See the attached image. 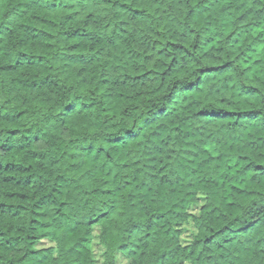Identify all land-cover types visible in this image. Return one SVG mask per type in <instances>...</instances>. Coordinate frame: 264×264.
Wrapping results in <instances>:
<instances>
[{"label":"clouds","instance_id":"obj_1","mask_svg":"<svg viewBox=\"0 0 264 264\" xmlns=\"http://www.w3.org/2000/svg\"><path fill=\"white\" fill-rule=\"evenodd\" d=\"M8 162L0 264H264V0L0 5Z\"/></svg>","mask_w":264,"mask_h":264},{"label":"trees","instance_id":"obj_2","mask_svg":"<svg viewBox=\"0 0 264 264\" xmlns=\"http://www.w3.org/2000/svg\"><path fill=\"white\" fill-rule=\"evenodd\" d=\"M9 0H0V5L6 4L8 3ZM13 3H23V0H12ZM66 14L71 16L73 15V13L70 10L66 11ZM79 19V17L77 18ZM40 31L44 32V36L50 37L51 33L44 31V29H41ZM211 46V45H210ZM72 49V55L76 56V55H80V50L77 49L75 47V45H71L70 46ZM40 49L37 48L36 51H39ZM159 54V53H158ZM148 55H151V53L149 52ZM38 59L43 60L45 59V57H38ZM254 63H256L254 61ZM4 68L11 70L12 66L11 65H4ZM211 67H222V65H211ZM137 78V77H134ZM144 90H147L146 88ZM141 99H147V97H137V101L141 100ZM192 138H189L188 141H186V144H188L191 141ZM171 151H175V149H171ZM185 153L189 152V149L186 147L184 149ZM203 152L204 153H209L212 157L213 160H215L217 158V153L215 151H210V149L208 148V146H205L203 148ZM207 156H204L203 159H207ZM251 157H242L241 159L243 160H247L250 159ZM166 159V157H165ZM9 163H5L4 165L0 166V168L3 169V171L6 173L3 176V182L5 185L10 186L13 189H18L19 187H21V182H20V178H18V176L16 175V173L19 171L20 166L19 165H12L11 167H9ZM229 167L231 168V165H229ZM245 167H247V165L245 164ZM260 168H264V163H255V166L252 170V173H256ZM195 172V170H194ZM252 173H250L249 175H252ZM14 182V183H13ZM233 189H235L237 191V194L239 195L240 193H244L245 191L249 192V193H253V192H257L260 191L261 188H264V180L260 181L259 183L253 181L251 183H249L247 186H237L235 184L232 185ZM186 196H190L191 195V189H189V191L187 193H185ZM7 196L9 199H24L25 198V193L20 192V191H10L7 193ZM181 199H183V197H180ZM204 197H196L197 202L199 203L201 200H203ZM254 199V197L252 195H248V196H244L241 197V204L243 205L244 203H246L248 200ZM219 202V200L217 201ZM231 204V201H225V206L222 207L220 209V212L222 215H231L232 217H235L237 215V209L236 208H232L229 205ZM4 205L0 204V208H3ZM10 207V205H9ZM199 207L201 210L204 209L205 205L202 203H199ZM161 215H163V213H161ZM39 223H43V220L37 221ZM218 223H222L218 222ZM177 231L179 232V228H177Z\"/></svg>","mask_w":264,"mask_h":264}]
</instances>
